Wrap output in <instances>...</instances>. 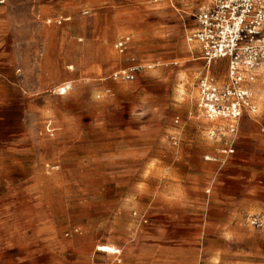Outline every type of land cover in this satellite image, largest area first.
<instances>
[{
    "label": "crops",
    "instance_id": "crops-1",
    "mask_svg": "<svg viewBox=\"0 0 264 264\" xmlns=\"http://www.w3.org/2000/svg\"><path fill=\"white\" fill-rule=\"evenodd\" d=\"M74 1L0 3V67L10 69L7 74L0 72V83L4 88H19L20 106L27 114L36 113L41 118L48 112V91L65 84L56 91L61 96L76 81L71 56L76 44ZM212 1L207 0L201 9ZM117 6H113L112 17H135V9ZM117 23L113 25L114 33L130 28ZM131 31L132 37L124 35L130 37L129 51L133 52L135 29ZM100 44L109 50L106 38ZM189 50L192 58L180 69L179 82L188 76L198 80L205 72L200 45L189 44ZM17 62L21 66L18 77L12 69ZM33 68L35 82L29 77ZM90 70L102 72L99 67ZM210 71L213 74V67ZM226 73L227 69L219 82L224 81ZM255 74L250 86L258 109L243 115L237 133L231 132L229 120H209L198 106V118L203 121L186 122L179 128L167 125L163 154L149 160L144 174L147 180L141 187V193L147 194L152 217H148L145 227H135V234L131 233L133 222L124 229L113 224L101 239L91 233L85 220L72 217L65 207L61 212L58 194L45 192L41 181L45 156L60 155L58 149L45 155L44 142L49 140L27 138L19 145V152L13 153V139H0V264H219L223 250L211 247V241L233 246L230 253L234 257L239 241L264 244V227L249 222L251 216L264 219V99L259 108L256 96L260 89V97L264 98V64ZM177 98L182 99L180 90L175 92ZM31 104L38 110H31ZM0 106L4 112L12 107L6 103ZM1 125L3 130H11L4 122ZM171 137L177 140L173 144ZM233 139L235 153L224 162L221 151ZM16 171L28 179L25 184H8L7 178ZM99 246L113 247L118 253L100 251ZM242 254L245 264H253L251 258L255 255L264 258V253L256 254L251 249Z\"/></svg>",
    "mask_w": 264,
    "mask_h": 264
},
{
    "label": "rangeland",
    "instance_id": "rangeland-1",
    "mask_svg": "<svg viewBox=\"0 0 264 264\" xmlns=\"http://www.w3.org/2000/svg\"><path fill=\"white\" fill-rule=\"evenodd\" d=\"M206 1L75 0L76 44L71 56L76 81L72 88L61 96L56 91L65 84L50 89L48 112L40 118L21 109L18 87L4 88L0 83V103L12 105L7 112L0 106V122L11 129L3 130L1 125L0 139H13V153L19 152V145L27 138L49 140L44 142L45 155L54 149L60 155L45 156L41 179L45 192L58 194L61 212L65 207L72 217L85 220L91 233L101 239L113 224L124 229L133 222L132 234L138 225L140 228L147 225L146 220L152 216L147 209V194L141 193V187L147 180L144 174L149 160L163 154L167 125L179 128L186 122L203 121L197 113V79L188 76L179 82L177 75L192 58L187 34L197 24L196 15ZM114 5L135 9V17L126 14L112 17ZM115 23L130 28L121 34L114 33ZM131 29H135V48L129 51V44L128 51L122 53L116 44L126 33L132 37ZM103 37L109 42V50L100 44ZM134 62L142 67L135 80L111 78L115 71ZM94 67L102 72L90 70ZM12 69L18 77L21 73L18 62ZM33 69L29 77L35 82ZM226 69V62L214 64L217 80H223ZM9 70L0 67L1 73L7 74ZM179 90L182 99H174ZM260 95L259 89L256 94L259 108L264 99ZM30 109L38 107L31 104ZM51 140L55 142L52 144ZM176 141L171 137L172 144ZM223 151L220 159L225 160ZM7 181L19 186L28 179L16 171ZM122 236L119 234V239ZM209 245L223 250L219 264H245L244 250L264 253V244L258 242H237L236 257L230 253L233 246L227 243L211 241ZM98 250L104 251V246ZM112 251L118 253L114 248L107 252ZM251 260L253 264L264 263L259 255Z\"/></svg>",
    "mask_w": 264,
    "mask_h": 264
},
{
    "label": "built area",
    "instance_id": "built-area-1",
    "mask_svg": "<svg viewBox=\"0 0 264 264\" xmlns=\"http://www.w3.org/2000/svg\"><path fill=\"white\" fill-rule=\"evenodd\" d=\"M196 22L187 41L200 45L205 62V72L197 80L198 108L209 120H229L231 132L237 133L243 115L258 109L250 84L256 79V69L264 64V0H213L198 12ZM129 42V37H123L116 47L123 53ZM218 61L227 64L222 82L210 71ZM141 69L134 62L115 71L111 78L133 81ZM234 144L233 139L223 151L225 156L235 153ZM249 222L254 227H264L260 216H251Z\"/></svg>",
    "mask_w": 264,
    "mask_h": 264
},
{
    "label": "bare ground",
    "instance_id": "bare-ground-1",
    "mask_svg": "<svg viewBox=\"0 0 264 264\" xmlns=\"http://www.w3.org/2000/svg\"><path fill=\"white\" fill-rule=\"evenodd\" d=\"M191 49V48H190ZM62 90V89H61ZM58 91H59V89H58ZM100 247V246H99ZM102 248V247H101ZM111 250H113V248L112 247H110V246H104V251H111ZM113 252V251H112Z\"/></svg>",
    "mask_w": 264,
    "mask_h": 264
}]
</instances>
